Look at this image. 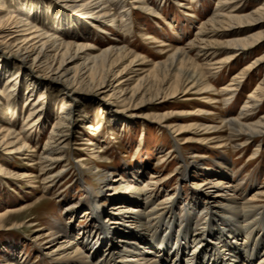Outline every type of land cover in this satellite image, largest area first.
Wrapping results in <instances>:
<instances>
[{"label":"rangeland","instance_id":"374dc122","mask_svg":"<svg viewBox=\"0 0 264 264\" xmlns=\"http://www.w3.org/2000/svg\"><path fill=\"white\" fill-rule=\"evenodd\" d=\"M45 1L33 3L34 21L40 30L78 46L89 42L94 48L91 51L96 54L111 42H118L140 58L145 57L147 62L143 65L137 60L136 64L129 66V61L125 60L116 64L105 78L83 70L71 52L60 70L61 83L49 90L52 86L45 79L44 68L32 64L31 59L21 63L16 54L0 45V60L11 65L10 72L1 75L0 79V128H12L26 144L19 156L8 157L5 148H0V216L6 215L0 221V264L14 258H23L24 264H47L42 255L57 246L51 242L42 243L38 236L53 227L58 230L73 227L74 235L78 230L85 233L91 228L96 229L89 220L93 215L88 214L87 205L94 192L105 189L103 178L107 174L113 176L115 186L123 180L132 187H138L143 180L144 192L152 198L154 205L165 204L166 196L171 193H178L181 201H188L187 195L197 187V183L209 178L217 183L221 180L218 176L223 175L227 178L225 182L234 186L233 194L240 204L258 191H264V135L239 147L244 142L232 140L226 131H206L207 126L217 125L223 119L240 117L242 107L249 101V94L264 78V65L252 69L245 81L233 86V93L223 92L217 96L220 101L218 108L214 102L203 103L204 97H217L210 94L199 96L192 91L159 102L158 107H154L155 102L150 100L154 94L152 83L145 78L153 63L164 59L165 49L186 44L216 10L230 12L235 4L218 9L221 0H113L109 7L111 17L98 19L103 23L94 29L87 21L69 15V10L74 14L85 10H73L58 0ZM142 1L148 9L141 12L137 8ZM263 3L264 0H247L237 13H250ZM1 6L5 14L17 11L9 0H4ZM91 13L92 17H97L94 11ZM239 34L245 36L250 33L243 30ZM219 39L223 43L232 38ZM161 44H165L162 51L159 50ZM223 54L226 55L221 52L220 56L224 57ZM196 55V52H191L192 57ZM262 55L264 43L246 50L244 55H237L232 62L211 72V77L208 75V86L211 90L222 91L240 70ZM206 61V57L198 59L201 64H206ZM121 70L122 74L118 73ZM18 71L19 82L15 91H11L8 81ZM73 78L76 80L73 90L68 87L63 95L65 82ZM143 78L141 87L136 88ZM29 79L42 83V87L29 86ZM101 80L104 81L103 86L98 87ZM119 80L122 82L121 92L118 91ZM76 83L80 84L75 86ZM134 89L137 97L131 98ZM41 93L45 94L42 99ZM98 98H104L106 102ZM39 99L42 100L38 104L42 106V115H37L40 112L38 107L31 108ZM73 99L78 102L74 103ZM67 103L75 104L76 111L73 110L69 140L54 147L58 152L57 161L44 171H41L40 164L35 167L28 165L33 162V155L45 157V153L50 151L44 150L45 143L63 116ZM201 111L204 112L201 114ZM33 112L35 115L31 117ZM165 113L169 116L159 125L155 115ZM262 115L264 100L244 121L252 122ZM190 125L192 129H185ZM223 139L224 142L221 141ZM224 143L226 147L219 149L218 146ZM30 147L34 151L31 152ZM192 164L202 165L196 169L184 168L193 167ZM207 168L210 170L206 171ZM180 170H188L189 177L179 179ZM105 193L107 195L109 191ZM214 195L215 190L210 191L212 200H216ZM258 198L256 205H264V197ZM101 201L111 209L122 199L112 201L103 198ZM181 201L176 207L178 212H181L178 207ZM102 204L100 206L103 207ZM30 224L35 226L29 227ZM137 226L125 227L124 232H134L132 227ZM63 232L58 234L61 240L71 237ZM119 240L123 241L120 237Z\"/></svg>","mask_w":264,"mask_h":264},{"label":"bare ground","instance_id":"6f19581e","mask_svg":"<svg viewBox=\"0 0 264 264\" xmlns=\"http://www.w3.org/2000/svg\"><path fill=\"white\" fill-rule=\"evenodd\" d=\"M9 1L15 4L17 11H9L5 14L6 11L1 6L4 0H0V45L16 54L21 63L24 64L31 59L32 64L44 68L47 74L45 79H48L52 86L49 87V90L54 89V85L57 83H61L60 70L67 57H70L71 52H74V56L77 57L76 60L83 70L91 72V75H102L105 78L116 64L125 60L129 61V66L136 64L137 60L142 61L143 65L147 62L145 57L140 58L133 51L120 46L121 44L118 42H111L108 47L96 54L91 51L94 48L89 42L84 46H78L76 43L65 42V39L59 36L49 35L40 30L34 21L33 3L39 1L42 4L46 2L45 0ZM58 1L65 7L85 10L81 14H74V11L69 10L71 11L69 15L87 21L94 29L103 23L98 19L111 17L109 7L113 0ZM245 2L247 0H221L218 9L219 7L227 8L230 4H235V8L226 13L216 10L212 17L198 29L194 38L182 46L169 47L164 50L161 48L165 47V44L160 45L159 50H164L162 54L164 59L154 62L153 66L147 70L145 77L152 83L154 94L150 100L155 102L154 107H158L159 102L170 98L174 99L177 95L186 94L188 91L199 96L210 94L215 97L223 92L232 91L233 93V86H238L245 81L252 69L264 65V55L255 58L252 64L240 70L232 78V83L222 91H215L213 88L211 90V86L207 84L210 74L216 72L224 64L232 62L237 55H244L246 50L264 43V3L250 13L244 15L237 13L240 5ZM147 6L142 1L139 5L140 8L137 9L142 12V10L148 9ZM93 11L97 15L95 18L91 16ZM112 18H114L113 14ZM243 30H247L250 34L240 35L239 32ZM220 37H231L232 39L222 43ZM191 52H196V57H192ZM221 52H225L226 55L223 54L224 57H221ZM201 56L207 58L206 64L198 62ZM10 67L9 63L0 60V79L1 75L10 72ZM123 70L118 73L122 74ZM19 74L20 71L16 72L8 81L11 91H15L19 82ZM145 78L137 84L136 88L141 87ZM121 79H123L122 76ZM75 81L74 79L65 82L62 88L63 95L69 89L68 87H72L73 90ZM103 83L104 81L101 80L98 87L103 86ZM120 83L122 82L119 80V92L122 91ZM79 84L76 83L75 86ZM29 86L39 88L42 87V83L29 79ZM257 86L258 88L249 94V101L242 107L240 117L223 119L217 125L207 126L206 131H213V133L226 131L232 140L244 142L239 147L253 143L258 137L263 136L264 115L252 122L244 121L246 116L264 100V78ZM29 88L31 89V87ZM99 93L103 94L100 91ZM44 95V93L40 94L41 99L45 97ZM132 97H137L136 89L132 92ZM41 99L31 106L32 110L39 108L40 112L37 115H42V106L38 105L39 102H42ZM98 99L103 100L104 98ZM203 99L204 104L214 102L217 104V108L220 104L218 97H204ZM229 99L227 98V100ZM72 101L78 102L74 99ZM103 101L106 102V99ZM73 110L76 111V105L67 103V107L62 113L63 116L56 122L53 133L45 143L44 150L48 151L49 149L50 151L45 153V157L33 155V160H31L33 162L28 165L35 167L40 164L41 171H44L53 161H57L58 152L54 147L69 140ZM203 112L201 111V114ZM32 115L34 116L35 112L30 116L32 117ZM155 116L156 122L161 125L169 115L165 113ZM192 128L190 125L185 129ZM20 137V134L10 127L0 128V148H5L8 157L20 154L26 147ZM224 144L218 148H225L226 143ZM30 151L34 150L31 148ZM187 162L189 161L186 160ZM199 165L202 164L184 168L196 169V166L198 168ZM205 170L209 171L210 169ZM187 172L188 170L181 171L179 179H187L189 177ZM218 177L221 180L217 183L211 181V178L197 183V187L190 190L187 195L188 201L186 199L179 200L178 193H171L166 196L165 204L154 205L152 198H148L144 192L145 186L142 185L145 182L143 180L138 183V187H132L123 180H120L115 186V183L112 182L113 176L107 174L103 178L106 184L105 189L97 190L88 200V214L90 212L93 215L92 218L89 217V220L96 229L92 230L91 228L85 233L78 230L76 235L72 232L73 227L70 229L65 227L62 230L53 227L48 231H43L38 236L41 242H51L57 247L50 250L49 253L43 254L42 258L47 261V264H264V205H256L258 197H264V191H258L253 197L244 199L240 204L233 194L234 186L225 182L226 176ZM212 190H215L213 197L216 200H212L210 197ZM108 191L109 193L106 195L105 192ZM103 198L112 201L122 199V201L110 209L106 208L105 203H101ZM179 201L182 202V205H178L181 212H178L176 208ZM202 201L203 204H201ZM100 204L104 206L102 207ZM5 216H0V221ZM32 226L35 225H29V227ZM128 226L137 227H132L134 232H124L125 227ZM60 232L71 235V237L61 240L58 238ZM119 237L123 241H120ZM18 260H20L19 263ZM24 262L23 258H14L11 262L6 261L4 264H24Z\"/></svg>","mask_w":264,"mask_h":264}]
</instances>
